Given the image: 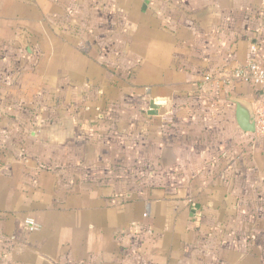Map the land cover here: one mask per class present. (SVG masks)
Instances as JSON below:
<instances>
[{"label": "crops", "instance_id": "1", "mask_svg": "<svg viewBox=\"0 0 264 264\" xmlns=\"http://www.w3.org/2000/svg\"><path fill=\"white\" fill-rule=\"evenodd\" d=\"M113 1L117 4L118 0ZM24 2L31 7L41 5L36 0H0V5L16 6ZM185 2L177 1L179 5ZM231 2L232 6H223L222 0H203L202 8L183 18L186 23L183 31L187 30L184 36L168 33L172 35L170 38L166 32H155L152 26H143L145 42L137 72L141 74L139 82L149 103L148 110L143 111L139 132V171L143 186L138 192L132 191L130 186H122V182L130 180L126 176L128 162L116 161L114 137L102 145H83L78 160L67 158L60 166L48 156L26 157L20 144L0 143V211L10 215L9 221L17 224V231L22 205L28 215L41 207L45 214L59 212L65 216L60 222L61 233L65 234L60 245L62 251L67 249L62 252L68 253L64 256L67 264L110 263L108 257L114 255L118 247L116 234L134 224L142 232L147 230L153 234L156 239L152 244L153 254L167 255L166 263L198 262L200 249L206 243H200L202 235L223 230L217 216L226 214L229 202L234 205L232 212L238 209L241 196L233 184L239 175H244L239 173L245 169L246 154L254 144L249 143L253 142L251 133L241 128L238 119L241 115L251 116L260 97L259 88L250 82L233 80L232 76L251 58H257L264 65V6L256 5L255 10H251L242 0ZM162 3L163 0H140L136 16L135 4L126 2L122 10L132 23H137L136 18L141 16L142 24L152 18L162 22L166 17L155 8ZM176 19V15L173 16L172 20L179 22ZM253 45L257 46V53L252 52ZM207 76H211L209 82L205 80ZM151 102L159 106L156 116L148 114ZM200 103L210 105L206 106L208 112L204 116L212 115V123L219 120V129L195 126L196 114L201 113L192 106ZM229 119L234 124L235 143H245L239 146L240 153L236 146L231 147ZM71 131L74 127H70ZM79 131L80 135L89 133L84 128ZM89 131L94 139V136L99 137L93 129ZM16 132L19 133L15 129L11 131ZM9 134L3 129L0 131L4 139ZM37 144L35 141L36 147ZM58 167L72 175L78 174L74 175L75 179L62 178L60 183L54 180L55 187L49 189L52 200L37 203L36 196H40L35 193L41 180L48 182L50 174ZM48 188L44 186L42 191L47 192ZM143 214H147L148 219ZM41 229L29 232L31 244L33 236ZM165 247L166 251H160Z\"/></svg>", "mask_w": 264, "mask_h": 264}, {"label": "rangeland", "instance_id": "2", "mask_svg": "<svg viewBox=\"0 0 264 264\" xmlns=\"http://www.w3.org/2000/svg\"><path fill=\"white\" fill-rule=\"evenodd\" d=\"M177 1L163 0L161 7L155 8L162 11L166 20L162 23L152 18L147 24L141 23L142 16L136 18L137 23H132L122 10L126 2L135 4L136 16L140 0H118L117 4L113 0H36L40 6L31 7L25 2L16 6L0 5V131L10 133L5 139L0 136V143L20 144L26 157L48 156L60 166L67 158L78 160L83 145H102L114 137L116 161L128 162L126 176L130 180L122 182V186H130L132 191L138 192L143 186L139 171V132L143 111L148 110L149 103L139 82L141 74L137 72L145 42L143 26H152L153 31L166 32L167 36L174 32L184 36L187 30L183 31L186 25L183 18L187 19L204 3L203 0H186L179 5ZM242 2L251 6V10H255L256 5L264 6V0ZM222 5L232 6V2L222 0ZM175 15L179 22L172 20ZM206 106L210 105L192 106L201 113L196 114L195 126L219 129V120L212 123V115L204 116L208 112ZM100 115L103 118H99ZM233 126L229 119L231 147L236 146L240 153L238 148L244 142L235 143ZM70 127H74V131L69 132ZM80 128L89 133L80 135ZM14 129L19 133H11ZM90 129L99 137L94 136V139ZM34 140L38 141V147ZM252 141L249 143L254 144L248 146L245 157V169L239 173L244 175H239L233 184L241 196L238 209L232 212L234 205L228 201L226 214L217 216L223 230L218 234H204L203 239L200 237V243H206L199 248L198 262L194 264H264V138ZM20 171L22 174V167ZM51 174L48 182L41 180L40 188L36 189L35 194L43 198L36 196L37 203L52 200L49 189L55 187L54 180L60 183L62 178H74L78 173L72 175L58 167ZM44 186L49 187L47 192L42 191ZM23 207L18 215L19 231L17 224L9 221L10 215L0 211V264H67L64 256L68 253H62L67 249L62 251L60 245L65 236L60 222L65 216L59 212L45 214L41 207L28 215ZM28 220L38 226L36 231L42 228L33 236V244ZM137 227L134 224L118 231V247L116 253L108 257L111 259L108 264H170L166 263L167 255L153 254L152 244L156 242L153 234ZM166 250V247L160 248V251Z\"/></svg>", "mask_w": 264, "mask_h": 264}, {"label": "built area", "instance_id": "3", "mask_svg": "<svg viewBox=\"0 0 264 264\" xmlns=\"http://www.w3.org/2000/svg\"><path fill=\"white\" fill-rule=\"evenodd\" d=\"M252 52L257 53V46H252ZM233 80L250 82L260 90V97L255 108V132L251 133L253 140L264 138V65L257 58H251L245 65L237 68L232 76ZM211 80V76L205 79ZM147 216V214H145ZM27 226L30 232L38 229L33 220H28Z\"/></svg>", "mask_w": 264, "mask_h": 264}, {"label": "water", "instance_id": "4", "mask_svg": "<svg viewBox=\"0 0 264 264\" xmlns=\"http://www.w3.org/2000/svg\"><path fill=\"white\" fill-rule=\"evenodd\" d=\"M159 110V106L154 102H151L150 109L148 111L149 115H157ZM241 128L248 133L255 132V113L253 112L251 116L241 115L238 119Z\"/></svg>", "mask_w": 264, "mask_h": 264}]
</instances>
